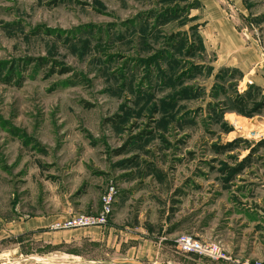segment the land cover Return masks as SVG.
<instances>
[{"label": "rangeland", "instance_id": "rangeland-1", "mask_svg": "<svg viewBox=\"0 0 264 264\" xmlns=\"http://www.w3.org/2000/svg\"><path fill=\"white\" fill-rule=\"evenodd\" d=\"M220 1L264 63V0ZM205 5L0 0V264H226L176 239L264 229V91ZM110 192L106 224L52 228Z\"/></svg>", "mask_w": 264, "mask_h": 264}, {"label": "crops", "instance_id": "crops-1", "mask_svg": "<svg viewBox=\"0 0 264 264\" xmlns=\"http://www.w3.org/2000/svg\"><path fill=\"white\" fill-rule=\"evenodd\" d=\"M200 1L210 8V12L212 13L211 20L214 22L219 37H221L225 43H223V45H218V41H216V47L219 48V46H221L219 49L221 52H219L217 56V61L219 62L218 66H231L240 70L243 75L241 83L251 80L252 83L261 87L264 91V63L257 66L255 47L252 48L246 44L245 39L236 28V21L230 19L225 10L220 8V0ZM260 68H262L263 72H260ZM261 197L264 198V195ZM258 202L259 204L256 211L259 213V215L257 214L259 219L260 215H264V201ZM259 207H261V209H259ZM239 212L240 214L234 215L233 218L241 219L242 224H246L245 228L241 229L242 234L235 235L234 230L230 228L224 235H221L227 245L226 248L235 257H238L241 263L221 261L226 264H243L245 260L254 263L255 260L264 257V229L261 230L254 224L256 220L254 214L250 215L249 213L248 215L247 212ZM196 236L203 239L199 235ZM191 255L197 256L195 254Z\"/></svg>", "mask_w": 264, "mask_h": 264}, {"label": "built area", "instance_id": "built-area-1", "mask_svg": "<svg viewBox=\"0 0 264 264\" xmlns=\"http://www.w3.org/2000/svg\"><path fill=\"white\" fill-rule=\"evenodd\" d=\"M247 83L251 84L252 81L249 80L245 82V86L242 85L243 83H241L239 85V90L241 91V88L244 90ZM112 195V192H110L108 195L103 197L102 208L100 211L89 214H74L70 218H67L63 221L54 222L52 228L65 229L88 225L106 224L113 210ZM176 245L180 252L187 255L195 254L199 257L206 258L214 262L228 261L241 263L238 257H235L221 242L216 240H204L193 234L182 233L176 239ZM243 264H264V257L255 260L254 263L245 260L243 261Z\"/></svg>", "mask_w": 264, "mask_h": 264}, {"label": "trees", "instance_id": "trees-1", "mask_svg": "<svg viewBox=\"0 0 264 264\" xmlns=\"http://www.w3.org/2000/svg\"><path fill=\"white\" fill-rule=\"evenodd\" d=\"M31 60H33V59H31ZM34 60H36V61L40 64V66H46V65H47V58H44V57H37V58L34 59ZM55 62H56V61H55ZM0 67H1V66H0ZM61 71H62L63 73H67V72H69L68 69H67V67L61 69Z\"/></svg>", "mask_w": 264, "mask_h": 264}]
</instances>
